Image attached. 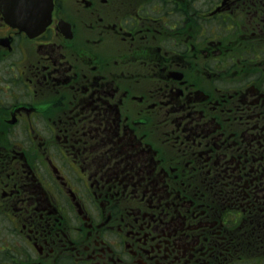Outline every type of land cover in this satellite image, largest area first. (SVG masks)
I'll use <instances>...</instances> for the list:
<instances>
[{
	"label": "flooded vegetation",
	"instance_id": "flooded-vegetation-1",
	"mask_svg": "<svg viewBox=\"0 0 264 264\" xmlns=\"http://www.w3.org/2000/svg\"><path fill=\"white\" fill-rule=\"evenodd\" d=\"M46 3L0 0V264H264V0Z\"/></svg>",
	"mask_w": 264,
	"mask_h": 264
},
{
	"label": "water",
	"instance_id": "water-1",
	"mask_svg": "<svg viewBox=\"0 0 264 264\" xmlns=\"http://www.w3.org/2000/svg\"><path fill=\"white\" fill-rule=\"evenodd\" d=\"M23 1H25V0H22V2ZM42 1L44 2V6H41V8H36V12L39 14V18L42 20V24H41L42 27H44L45 21H47L46 18L48 19V17H49L50 6H48V3H46V0H42ZM25 12L23 11L24 17L28 18L27 13H25ZM29 12L32 14H35L34 10H33V12L32 11H29ZM39 27L40 26H38V28ZM42 27L40 29H42Z\"/></svg>",
	"mask_w": 264,
	"mask_h": 264
}]
</instances>
